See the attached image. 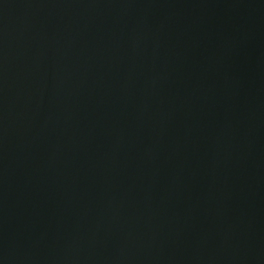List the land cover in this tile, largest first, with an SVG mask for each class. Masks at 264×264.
Here are the masks:
<instances>
[{
    "label": "water",
    "instance_id": "obj_1",
    "mask_svg": "<svg viewBox=\"0 0 264 264\" xmlns=\"http://www.w3.org/2000/svg\"><path fill=\"white\" fill-rule=\"evenodd\" d=\"M0 264H264V0H0Z\"/></svg>",
    "mask_w": 264,
    "mask_h": 264
}]
</instances>
